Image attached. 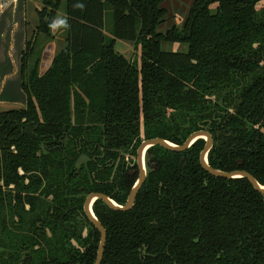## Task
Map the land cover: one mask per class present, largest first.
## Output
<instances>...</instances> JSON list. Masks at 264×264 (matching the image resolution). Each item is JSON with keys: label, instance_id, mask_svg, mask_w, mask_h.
Returning a JSON list of instances; mask_svg holds the SVG:
<instances>
[{"label": "trees", "instance_id": "16d2710c", "mask_svg": "<svg viewBox=\"0 0 264 264\" xmlns=\"http://www.w3.org/2000/svg\"><path fill=\"white\" fill-rule=\"evenodd\" d=\"M164 2L41 1L21 56L26 105L0 111V264H93L84 200L124 205L137 178L126 159L146 139L181 145L206 130L212 168L264 186L263 0H193L181 27L158 32ZM62 4L63 45L40 75ZM115 39L140 45L139 67ZM204 145L148 148L129 210L93 202L100 264H264V194L207 173Z\"/></svg>", "mask_w": 264, "mask_h": 264}, {"label": "crops", "instance_id": "0c3cea01", "mask_svg": "<svg viewBox=\"0 0 264 264\" xmlns=\"http://www.w3.org/2000/svg\"><path fill=\"white\" fill-rule=\"evenodd\" d=\"M29 11L36 13L33 0H0V111L20 109L26 105L21 56L28 37ZM49 43V51L54 45L57 48L60 46L58 37ZM57 51L55 49L53 56Z\"/></svg>", "mask_w": 264, "mask_h": 264}, {"label": "water", "instance_id": "95a60500", "mask_svg": "<svg viewBox=\"0 0 264 264\" xmlns=\"http://www.w3.org/2000/svg\"><path fill=\"white\" fill-rule=\"evenodd\" d=\"M198 139H203L205 141V145L199 154V162L202 168L207 173H209L210 175L214 177H220V178H225V179L244 178L255 188L256 191L264 194V186L260 185L250 173L244 170H234L230 172L222 171L219 169L212 168L208 164L207 155L212 147L213 140L209 132L206 130H198V131L192 132L181 145L174 144L162 138H153V139L143 140L136 150V165L138 168V178L136 182L134 183V185L132 186L125 204L119 205L114 200H112L109 196L103 193H100V192L89 193L84 200L83 211L87 219L89 220V222L99 232V242H98V247H97V253H96V258L93 264L101 263L105 241H106V230L102 226V224L98 221V219L96 218L92 210L93 202L97 199H100L111 209L119 210V211L129 210L133 206L136 194L139 188L141 187V185L143 184L145 177H146L144 157H145V153L147 149L152 146L158 145V146H161L171 151L183 152L186 149H188Z\"/></svg>", "mask_w": 264, "mask_h": 264}, {"label": "rangeland", "instance_id": "374dc122", "mask_svg": "<svg viewBox=\"0 0 264 264\" xmlns=\"http://www.w3.org/2000/svg\"><path fill=\"white\" fill-rule=\"evenodd\" d=\"M41 1L42 0H33L34 6L36 7V9L37 8L39 9L41 7ZM192 1L193 0H165V2L163 3V7L168 11V13L166 15V19H165L164 23H162L161 25L158 26L157 31L158 32H165L172 25H176L178 27H181L182 20L184 19L185 15L187 14V11H188L189 6L191 5ZM262 4H264V0H263ZM63 12H64V6L62 4L60 6L59 11H58V14L60 13L59 18L56 20V22L54 23L55 26L53 27V30L56 34V37H58V42H59L60 46H59V48H57V46L55 47V45H54L53 49H51L49 51L50 43H48L42 48L41 58H43V60H41L42 62L40 63V66H39V74L40 75L44 74L47 71V69L51 63L55 49H60L63 45L62 38L65 37L64 25L59 23L60 20H63L62 19L63 18L62 17ZM36 24H37V14L29 11L28 12V25H29L28 37L31 36V34L35 30ZM61 27H62V30H60ZM40 37H42V36H40ZM56 44H57V41H56ZM161 46H162V49L171 50V51H176L178 49H181V50L185 49V46L182 44L181 45L169 44V43L163 42L161 44ZM114 48L118 52L123 54L125 57L132 59V61H134L135 65L139 67V65H140V45H135L134 43L129 42V41L115 39Z\"/></svg>", "mask_w": 264, "mask_h": 264}, {"label": "flooded vegetation", "instance_id": "af4514ba", "mask_svg": "<svg viewBox=\"0 0 264 264\" xmlns=\"http://www.w3.org/2000/svg\"><path fill=\"white\" fill-rule=\"evenodd\" d=\"M128 157L129 158L126 159L127 166L131 167L133 165V163L136 164V154H135V156H128ZM130 160H133V161H130ZM144 161H145V157H144ZM144 163H145V168H146V173H147L146 161ZM135 172L137 173V178H138L137 165H136V170L135 169H130L129 174L133 175V174H135ZM137 178H136V180H137Z\"/></svg>", "mask_w": 264, "mask_h": 264}, {"label": "clouds", "instance_id": "9594fccd", "mask_svg": "<svg viewBox=\"0 0 264 264\" xmlns=\"http://www.w3.org/2000/svg\"><path fill=\"white\" fill-rule=\"evenodd\" d=\"M59 23L62 24V25H64V26H67V25H66V21H64V20H60ZM54 26H55V25H53V27H54Z\"/></svg>", "mask_w": 264, "mask_h": 264}]
</instances>
